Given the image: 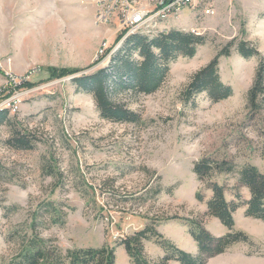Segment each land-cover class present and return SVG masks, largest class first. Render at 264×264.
Listing matches in <instances>:
<instances>
[{"label": "rangeland", "instance_id": "rangeland-1", "mask_svg": "<svg viewBox=\"0 0 264 264\" xmlns=\"http://www.w3.org/2000/svg\"><path fill=\"white\" fill-rule=\"evenodd\" d=\"M207 7L214 12L210 16L204 15ZM6 16L7 21L0 18V107L39 142L30 152L10 150L3 142L8 129L0 127V264L13 260L18 237L31 234L30 214L44 201L62 206L68 216L63 227L38 226L40 237L56 240L63 250L114 248L115 264H131L118 244L148 225L192 255L198 249L188 233L189 223H198L214 237L227 234V228L207 215L205 202L211 192L192 169L199 159L210 157L226 158L238 168L253 165L264 173V110L251 116L246 109L258 58L246 60L233 46L229 56L219 59L220 79L232 89L226 100L212 103L202 94L194 104L184 103L181 92L190 77L232 41L249 42L264 58V0H200L169 20L170 30L194 31L206 42L193 58L172 62L155 93L118 96L141 116V125L103 120L92 97L76 92L72 79L47 80L49 67L81 69L82 74L108 67L124 41H116L115 27L96 37L64 29L55 21L45 23L43 32H34L37 36L23 38V6L11 7ZM23 80L32 86L20 87ZM46 160H52L66 183L56 187L57 180L42 173ZM77 166L95 190L94 195L87 190L88 200L73 186ZM215 181L232 202L236 174ZM239 192L248 199L246 189ZM15 205L20 209L14 213L1 209ZM233 218V231L244 233L250 245L237 243L206 264H264V223L246 217L244 208ZM144 251L153 262L164 256L154 241L144 242Z\"/></svg>", "mask_w": 264, "mask_h": 264}, {"label": "trees", "instance_id": "trees-1", "mask_svg": "<svg viewBox=\"0 0 264 264\" xmlns=\"http://www.w3.org/2000/svg\"><path fill=\"white\" fill-rule=\"evenodd\" d=\"M124 34V33H123ZM117 37L116 41L120 40ZM206 38L194 33L170 30L154 37L140 34L129 35L111 56L108 67L90 74H80L71 80L76 92L90 95L101 119L117 124H142L141 116L121 103L118 96L123 93L134 95H150L163 85L170 70V64L178 58H193L197 48L204 45ZM239 56L249 60L257 57L252 85L247 91L246 109L251 116L264 110V58L256 47L249 42L233 41L224 46L217 55L205 66L196 71L184 86L181 99L184 103H195L198 96L205 94L212 103H218L232 96V89L222 83L219 74V59L229 56L231 47ZM47 80L60 79L77 75L83 70L58 69L49 67ZM12 84H10L11 86ZM20 87H31L32 84L22 81ZM17 86H11L12 89ZM19 88V87H17ZM8 90V89H7ZM2 92H5L3 90ZM8 129V137L4 145L17 152L35 150L39 142L36 135L21 126L10 111L0 107V127ZM74 177L77 179L73 186L80 190L84 198H88V191L94 195L93 186H89L76 167ZM42 173L57 180L55 186L66 183L60 171H56L52 160H46L42 165ZM193 174L205 189L211 192L206 200V213L218 220L228 232L224 236L214 237L198 223H189V235L197 245L198 254L192 255L178 249L169 240L160 235L153 225L120 241L131 264H167L175 261L180 264H206V260L222 254L237 243L249 244L248 237L233 231V214L240 208L245 209V216L264 223V173L253 165H243L238 168L228 159H213L203 157L193 165ZM236 174L237 187L233 190L234 198L228 202L225 197L226 189L218 184L215 178L222 175ZM81 178V179H80ZM113 188V185H111ZM248 191L249 197L243 200L239 189ZM196 199L204 202L200 193ZM88 200V199H87ZM88 202V201H87ZM62 206L52 201H44L37 210L30 214V235L22 234L18 237V252L10 264H115V249L102 246L100 248H73L63 250L54 239H45L38 235V226L44 229L63 227L68 212ZM4 213L17 212L20 207H1ZM73 211V209H69ZM154 241L164 252V256L157 262L149 260L144 251V242Z\"/></svg>", "mask_w": 264, "mask_h": 264}, {"label": "crops", "instance_id": "crops-1", "mask_svg": "<svg viewBox=\"0 0 264 264\" xmlns=\"http://www.w3.org/2000/svg\"><path fill=\"white\" fill-rule=\"evenodd\" d=\"M16 6H23V38L37 36L34 32H43L45 23L55 21H61L64 29L96 37L111 32L107 27L95 26L91 0H0V18L7 21V11Z\"/></svg>", "mask_w": 264, "mask_h": 264}, {"label": "built area", "instance_id": "built-area-1", "mask_svg": "<svg viewBox=\"0 0 264 264\" xmlns=\"http://www.w3.org/2000/svg\"><path fill=\"white\" fill-rule=\"evenodd\" d=\"M200 0H91L97 5V20H104V27H115L114 36L123 38L126 32L146 28L154 31L153 16H163V22L177 19L182 9L195 6ZM214 12L211 7L204 15ZM124 33V34H123ZM194 34H196L193 31ZM107 43L104 42V54ZM101 56V55H99ZM25 81V80H23Z\"/></svg>", "mask_w": 264, "mask_h": 264}, {"label": "bare ground", "instance_id": "bare-ground-1", "mask_svg": "<svg viewBox=\"0 0 264 264\" xmlns=\"http://www.w3.org/2000/svg\"><path fill=\"white\" fill-rule=\"evenodd\" d=\"M94 7H95V18H94L95 25L97 26L104 25V20H97V5H94ZM153 24H161V25H156L154 27V31L147 30L146 28H139L136 29V31L126 32L125 36L123 37V40H125L128 35H132V34H140L149 38L170 31V28L168 26L169 22H163V16H153Z\"/></svg>", "mask_w": 264, "mask_h": 264}, {"label": "water", "instance_id": "water-1", "mask_svg": "<svg viewBox=\"0 0 264 264\" xmlns=\"http://www.w3.org/2000/svg\"><path fill=\"white\" fill-rule=\"evenodd\" d=\"M80 74H82V73H80ZM80 74H78V75H80ZM84 74H85V73H84ZM78 75L70 76V77H68V78H66V79L71 80V79L75 78V77L78 76Z\"/></svg>", "mask_w": 264, "mask_h": 264}]
</instances>
